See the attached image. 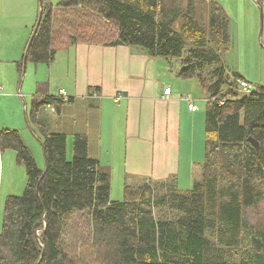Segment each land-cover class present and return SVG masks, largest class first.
<instances>
[{
    "label": "trees",
    "instance_id": "16d2710c",
    "mask_svg": "<svg viewBox=\"0 0 264 264\" xmlns=\"http://www.w3.org/2000/svg\"><path fill=\"white\" fill-rule=\"evenodd\" d=\"M78 44L181 61V76L197 79L208 98L202 180L187 193L171 183L164 192L151 182L127 186L123 201L111 200V175L89 156L87 137L74 136L69 160L67 135L37 121L42 106L61 116L73 99L38 92L31 122L45 168L19 131H0L1 152L14 150L27 175L24 193L6 201L0 264H264V86L243 93V76L227 68L234 45L224 8L201 0H42L27 62L50 65Z\"/></svg>",
    "mask_w": 264,
    "mask_h": 264
},
{
    "label": "crops",
    "instance_id": "0c3cea01",
    "mask_svg": "<svg viewBox=\"0 0 264 264\" xmlns=\"http://www.w3.org/2000/svg\"><path fill=\"white\" fill-rule=\"evenodd\" d=\"M0 11L3 18L17 20L24 33L11 51L17 70H12L4 85L16 89L18 95L21 91L24 99H32L42 83L31 78L28 92L23 93L29 62L23 72L18 63L24 65L40 0H0ZM57 62L62 64L61 83L55 88L49 76L46 93L73 102L64 104L61 116L55 106H42L37 121L52 133L67 135V155L69 136L87 137L89 156L111 175L112 195L114 187L121 192L122 187L151 182L188 189L200 181L206 116L203 102L207 105L208 98L198 92L202 87L199 81L181 76L180 60L154 58L130 46L78 44L58 52L49 69ZM242 76L249 80L245 73ZM167 87L172 89L168 98L164 94ZM191 103L201 107L191 111ZM24 107L27 114V101ZM51 119L54 124L50 127Z\"/></svg>",
    "mask_w": 264,
    "mask_h": 264
},
{
    "label": "rangeland",
    "instance_id": "374dc122",
    "mask_svg": "<svg viewBox=\"0 0 264 264\" xmlns=\"http://www.w3.org/2000/svg\"><path fill=\"white\" fill-rule=\"evenodd\" d=\"M58 1L59 0H53L54 4ZM201 1L218 2L230 18V34L234 47L233 50L227 53L224 57L227 68L232 72H240L242 75L245 73L251 83L264 86V0L261 3H258L257 0ZM206 17L208 19L207 15ZM17 23V20L3 18L2 11H0V86L3 87V90L0 91V116L2 118L0 131L3 129L19 130L23 140L35 156L39 167L44 169L46 166V160L40 138L41 134L37 126H33V123L31 122V97H25L24 99L21 95V91L20 95H18L16 89H10L9 86L4 85L6 79L10 77L12 70L14 72L17 70L15 64L12 62L11 51L16 44L18 37L24 36L23 28L19 27ZM28 66L29 70L26 76V86L23 93L28 92V82L31 78H35V81L42 83L35 91L43 94H47L46 90L50 85V83H48L49 76L52 77V83L55 88L61 83V62L55 63L50 69L46 63L38 64L36 71L34 68L36 67L35 64L29 62ZM194 81L198 80L195 79ZM50 91L51 93L56 94L55 89L51 86ZM198 92H201L206 98L207 93L204 88L201 87ZM8 93H16V95L10 96ZM241 96H243V93H240V97ZM26 101L29 107L27 114L24 107ZM203 103V109L205 110L206 102ZM198 106L201 107V105ZM52 124H54V122L51 119V121H49V126L51 127ZM33 131H35V133ZM74 136H69L70 145L68 149L69 154L67 155L69 160L73 159ZM70 152H72V155ZM205 155L206 131L204 134V150L203 152L201 151V162L203 163L205 161ZM201 180L202 177L200 181ZM26 186V169L23 164L17 161L16 152L8 149L2 152L0 151V232L3 230L4 213L8 197L21 196L24 193ZM171 186V184L157 185V191L164 192ZM193 187V185L188 187V189L183 187V189L180 190L181 192L187 193L193 189ZM124 188L125 187H122L120 192L119 187H114L113 195L111 193V200L118 202L123 201L125 198ZM76 218L82 219L83 217L78 215Z\"/></svg>",
    "mask_w": 264,
    "mask_h": 264
},
{
    "label": "built area",
    "instance_id": "2783aa9c",
    "mask_svg": "<svg viewBox=\"0 0 264 264\" xmlns=\"http://www.w3.org/2000/svg\"><path fill=\"white\" fill-rule=\"evenodd\" d=\"M238 84H239V90H240L241 92H243V93H251V92H253V91L255 90V88H256L254 84H252V83L246 81L245 79H241V80H239V81H238ZM2 90H3V88L0 87V91H2ZM164 94H165V97H166V98L170 97V96L172 95V89H171V87H167V88L165 89V93H164ZM189 108H190L191 111H194V112H196V111L198 110V106L195 105L194 103H191V104L189 105ZM0 151H1V150H0Z\"/></svg>",
    "mask_w": 264,
    "mask_h": 264
},
{
    "label": "water",
    "instance_id": "95a60500",
    "mask_svg": "<svg viewBox=\"0 0 264 264\" xmlns=\"http://www.w3.org/2000/svg\"><path fill=\"white\" fill-rule=\"evenodd\" d=\"M41 18H42V0H40V15H39V19H38V24H37V27H36V29H35V31H34V34H33L32 38H31V40H30V43H29L28 48H27V53H26V56H25V59H24V60H25V61H24V70H25V65H26V63H27V55H28V52H29V50H30V47H31V44H32V40H33V38H34V35H35L36 32H37V29H38V26H39V24H40ZM249 141H250V142L252 143V145H254L257 149L259 148V143H258L255 139L250 138ZM43 176H44V175H43Z\"/></svg>",
    "mask_w": 264,
    "mask_h": 264
}]
</instances>
